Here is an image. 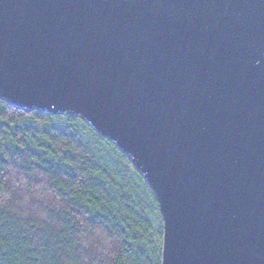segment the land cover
I'll use <instances>...</instances> for the list:
<instances>
[{
	"label": "water",
	"instance_id": "obj_1",
	"mask_svg": "<svg viewBox=\"0 0 264 264\" xmlns=\"http://www.w3.org/2000/svg\"><path fill=\"white\" fill-rule=\"evenodd\" d=\"M0 100L131 161L161 264H264V0H0Z\"/></svg>",
	"mask_w": 264,
	"mask_h": 264
},
{
	"label": "trees",
	"instance_id": "obj_2",
	"mask_svg": "<svg viewBox=\"0 0 264 264\" xmlns=\"http://www.w3.org/2000/svg\"><path fill=\"white\" fill-rule=\"evenodd\" d=\"M154 193L74 116L0 100V264H161Z\"/></svg>",
	"mask_w": 264,
	"mask_h": 264
},
{
	"label": "rangeland",
	"instance_id": "obj_3",
	"mask_svg": "<svg viewBox=\"0 0 264 264\" xmlns=\"http://www.w3.org/2000/svg\"><path fill=\"white\" fill-rule=\"evenodd\" d=\"M161 217V216H160ZM161 226L163 227V221H162V219H161Z\"/></svg>",
	"mask_w": 264,
	"mask_h": 264
}]
</instances>
